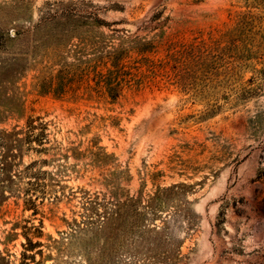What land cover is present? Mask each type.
Returning <instances> with one entry per match:
<instances>
[{"label": "rangeland", "instance_id": "374dc122", "mask_svg": "<svg viewBox=\"0 0 264 264\" xmlns=\"http://www.w3.org/2000/svg\"><path fill=\"white\" fill-rule=\"evenodd\" d=\"M0 264H264V0H0Z\"/></svg>", "mask_w": 264, "mask_h": 264}]
</instances>
